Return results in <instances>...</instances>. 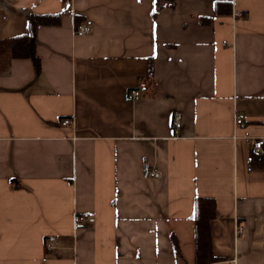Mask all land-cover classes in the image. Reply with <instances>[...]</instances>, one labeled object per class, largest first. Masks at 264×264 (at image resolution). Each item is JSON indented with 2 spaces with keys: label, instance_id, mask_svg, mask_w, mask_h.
I'll return each instance as SVG.
<instances>
[{
  "label": "crops",
  "instance_id": "crops-1",
  "mask_svg": "<svg viewBox=\"0 0 264 264\" xmlns=\"http://www.w3.org/2000/svg\"><path fill=\"white\" fill-rule=\"evenodd\" d=\"M34 13L62 14L38 71L10 55ZM258 140L264 0H0V264H192L199 197L214 264H264Z\"/></svg>",
  "mask_w": 264,
  "mask_h": 264
},
{
  "label": "trees",
  "instance_id": "trees-1",
  "mask_svg": "<svg viewBox=\"0 0 264 264\" xmlns=\"http://www.w3.org/2000/svg\"><path fill=\"white\" fill-rule=\"evenodd\" d=\"M229 6L228 3H218L217 12L221 7ZM71 5L67 6L65 12H68ZM62 14H31L29 17V30L27 33L12 38L11 57L13 59H32L37 71L40 69V60L35 52L34 43L40 26H55L61 20ZM77 21V24L81 21ZM252 168L261 166L256 160L250 162ZM150 170L148 175L151 176ZM217 216L216 201L210 197H199L195 199L194 216V239H193V258L192 264H214L223 260L216 256L213 250L211 221Z\"/></svg>",
  "mask_w": 264,
  "mask_h": 264
},
{
  "label": "built area",
  "instance_id": "built-area-1",
  "mask_svg": "<svg viewBox=\"0 0 264 264\" xmlns=\"http://www.w3.org/2000/svg\"><path fill=\"white\" fill-rule=\"evenodd\" d=\"M238 15L240 16L241 14L238 13ZM93 29V23L92 21L88 20L84 23H80V24H76L75 28H74V33L76 36H85L89 33H91ZM133 97L135 99H139L140 98V92L139 91H134L132 93ZM73 122L70 119H65L64 121H62V125L67 127L69 125H71ZM174 124L177 128H180L182 125V117L181 114H175L174 115ZM257 147L261 148L264 145V141L263 140H258L256 143ZM151 176L153 177H157L160 178L161 175L158 171L153 170L151 171ZM95 221V218L93 215L89 214V213H83L82 215L77 216V222L78 223H83V222H89V223H93ZM242 229L241 227L238 228L237 233H241ZM57 245V237L54 235L49 236L46 241H45V248L47 251H51L53 250Z\"/></svg>",
  "mask_w": 264,
  "mask_h": 264
},
{
  "label": "bare ground",
  "instance_id": "bare-ground-1",
  "mask_svg": "<svg viewBox=\"0 0 264 264\" xmlns=\"http://www.w3.org/2000/svg\"><path fill=\"white\" fill-rule=\"evenodd\" d=\"M256 143H257V142H256ZM261 149H262V147L259 148V147H257V145L255 144V148H254L255 152H256V151H260Z\"/></svg>",
  "mask_w": 264,
  "mask_h": 264
},
{
  "label": "rangeland",
  "instance_id": "rangeland-1",
  "mask_svg": "<svg viewBox=\"0 0 264 264\" xmlns=\"http://www.w3.org/2000/svg\"><path fill=\"white\" fill-rule=\"evenodd\" d=\"M255 148V147H254ZM255 151V150H254ZM261 151V150H260ZM257 152V151H256Z\"/></svg>",
  "mask_w": 264,
  "mask_h": 264
}]
</instances>
